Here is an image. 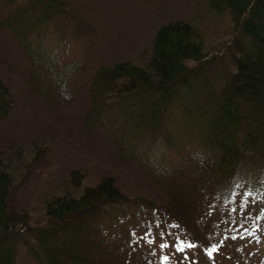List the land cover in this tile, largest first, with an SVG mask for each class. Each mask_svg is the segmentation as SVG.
I'll use <instances>...</instances> for the list:
<instances>
[{"label": "rangeland", "instance_id": "1", "mask_svg": "<svg viewBox=\"0 0 264 264\" xmlns=\"http://www.w3.org/2000/svg\"><path fill=\"white\" fill-rule=\"evenodd\" d=\"M3 3L0 0V17ZM44 3L51 15L40 17L22 43L19 36L0 25V79L9 90V110L0 119V160L13 177L11 208L24 215L26 235L33 241L31 229L49 224L47 200L65 192L74 193L73 170L77 173L75 178L84 184L93 185L111 176L123 191L124 199L161 205L169 199L167 190L127 152L144 153L162 164L192 166L210 146L193 140L184 156L177 147L175 137L187 131L199 134L198 122L193 118L188 121L184 108L189 105L192 112L204 103L202 97L193 99L181 89L177 91L187 103L175 102L174 107L165 108L162 90L154 88L143 93H149L143 98H136L138 106L128 104V99L121 106L122 113L115 109V113L109 111L91 118L89 80L97 70L126 60L144 65L151 57L160 25L186 19L197 26L206 53L204 60H188L187 64L209 66L214 71L212 76L220 81L224 74L236 69L234 56L238 51L234 40L241 36V24L232 19L229 10L218 13L210 0H45ZM43 12L48 11L41 5L39 13ZM218 90L219 86L211 81L203 95ZM158 104L163 105L160 126L164 128L163 137L156 135L152 121L146 122L153 110L155 123ZM245 107L252 116L253 106L246 103ZM111 122L116 136L124 144H130L128 151L121 150L119 142L113 140ZM249 130L247 126L239 134V146L245 153L243 166H253L254 157L260 159L261 145L253 144L254 138L249 134L245 139ZM154 139L159 145L151 148L149 142ZM201 151L196 160L189 158ZM217 151L221 153L220 149ZM127 207V202L122 201L113 205L123 219H106L102 226L105 234L121 231L120 239L124 237L134 222L133 218H124L125 214L141 209ZM177 213L186 218L179 209ZM223 213L218 209L213 220L226 217ZM237 221L240 225L241 220ZM190 225L193 227L191 213ZM195 231L200 235L199 227ZM173 234H168L165 228L153 230V257L165 253L168 264H211L200 247L188 246L192 240H186V236L183 250L177 248ZM231 236L225 235L221 252L214 256L218 264H255L258 260L264 263V237L256 240L255 235L243 241L237 234ZM14 245L16 264H38L23 241L16 240Z\"/></svg>", "mask_w": 264, "mask_h": 264}, {"label": "trees", "instance_id": "2", "mask_svg": "<svg viewBox=\"0 0 264 264\" xmlns=\"http://www.w3.org/2000/svg\"><path fill=\"white\" fill-rule=\"evenodd\" d=\"M44 1L4 0L0 25L19 36L22 43L40 17L51 15ZM210 4L218 13L229 10L232 19L241 24V36L234 40L238 51L234 56L236 69L224 74L223 80L212 76L214 71L209 66L187 64L188 60H204L206 53L197 26L186 19L160 25L151 57L144 65L130 60L105 65L89 80L91 118L109 111L115 113V109L121 112V106L128 99V104L137 105L136 98H143L149 94L143 93L154 88L162 90L165 108L174 107L175 102L187 103L177 89L184 90L186 95L189 93L193 99L202 97L203 106L195 107L192 112L189 105L184 108V117L198 122L199 134L187 131V134L173 136L183 156L193 140L210 145L204 157L192 166H185L176 162L162 164L141 152L133 154L128 151L130 144H124L116 136L111 122L109 130L115 143L119 142L121 150L126 149L147 175L164 186L168 201L155 205L126 200L113 177L107 176L89 185L77 180L73 170L74 193L65 192L47 200L49 224L31 229L34 241L26 235L24 215L11 208L13 177L0 160V264H16V240L23 241L38 264H168L165 253L153 257V230L165 228L168 234L174 233L177 248L186 240H192L190 245L200 247L211 264H218L214 256L221 252L226 234L231 237L237 234L243 241L255 235H258L256 240L264 237V0H210ZM41 5L48 12L39 13ZM39 45L42 47V43ZM211 81L219 90L204 96ZM8 95L9 90L0 79V119L9 110ZM246 103L253 106L252 116ZM157 106L155 123L153 110L146 122L152 121L156 135L163 137L164 128L160 127L163 105ZM247 126L250 130L245 139L249 134L254 138L253 144L261 145L260 159L253 155V166L241 165L245 153L239 146V134ZM149 144L151 148L159 145L156 139ZM202 153L190 154L189 158L196 160ZM120 201L127 202V208L146 209L125 214L124 218H133L134 222L121 239V231L110 235L102 228L108 218L123 219L113 208ZM178 209L186 218L177 215ZM218 209L225 211L226 217L213 220ZM102 211L107 214L103 215ZM237 219L241 220L240 225ZM111 241L113 244L109 243ZM214 247L216 251H211ZM255 264L264 263L258 260Z\"/></svg>", "mask_w": 264, "mask_h": 264}, {"label": "snow or ice", "instance_id": "3", "mask_svg": "<svg viewBox=\"0 0 264 264\" xmlns=\"http://www.w3.org/2000/svg\"><path fill=\"white\" fill-rule=\"evenodd\" d=\"M166 246H167V245H162V247H166ZM188 246L190 247V246H192V245H188ZM183 247H184V245H183V243H181V245H180V250H183ZM211 251H216V248H215V247L212 248ZM211 251H210V253H209L210 255H211ZM164 259L167 260L168 258H167V257H164Z\"/></svg>", "mask_w": 264, "mask_h": 264}]
</instances>
